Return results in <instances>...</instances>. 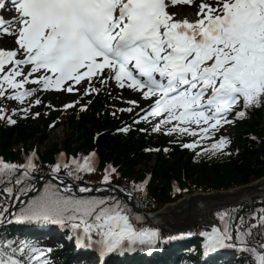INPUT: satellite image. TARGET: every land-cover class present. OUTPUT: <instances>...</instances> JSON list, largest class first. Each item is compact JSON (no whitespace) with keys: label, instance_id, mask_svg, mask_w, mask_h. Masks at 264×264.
<instances>
[{"label":"snow or ice","instance_id":"1","mask_svg":"<svg viewBox=\"0 0 264 264\" xmlns=\"http://www.w3.org/2000/svg\"><path fill=\"white\" fill-rule=\"evenodd\" d=\"M178 3L194 0H0V10L16 13L9 21L0 17V37H12L16 46L0 45V99L18 105L10 113L0 107V122L14 126L15 117L38 118L32 108L42 103L41 93L91 96L101 88L110 92L114 84L138 97L120 111L147 103L134 124L156 120L155 133L198 137L181 145L195 149L250 109L264 107V0H200L191 22L176 19ZM77 104L79 99L66 103L64 110ZM229 143L222 136L203 151L219 153ZM96 155L65 161L61 154L50 177L57 185L43 192L25 184L36 179L34 152L23 165L0 159V264H55L52 247L12 231L22 226H56L77 249L94 250L101 261L113 254H151L160 246V231L143 226V218L130 215L115 196L76 194L122 191L112 185L116 168L105 169V188L74 191L62 179V172L76 180L94 173ZM242 211H217L219 225L199 232L205 257L232 250L243 264H264V207Z\"/></svg>","mask_w":264,"mask_h":264},{"label":"trees","instance_id":"2","mask_svg":"<svg viewBox=\"0 0 264 264\" xmlns=\"http://www.w3.org/2000/svg\"><path fill=\"white\" fill-rule=\"evenodd\" d=\"M60 95L62 94L53 96L51 108H47L43 102L33 107V113L41 114L36 119L15 117L18 122L14 126H6L4 122H0V156L5 162L23 165L31 142L37 140L44 144L48 140L50 132L48 125L54 123L53 128H56L59 125L58 116L64 113L61 104L63 99ZM9 103H12L10 109ZM116 103L117 101L110 95L100 91L99 94L88 97L84 104L87 110L81 111L82 106L65 115V122L72 130L69 138L61 144L66 152V161L71 155L94 148L99 156V164L94 173L84 175L80 180L70 178L63 172L61 177L75 186L102 185V175L108 168L107 164H111L117 169L112 177V184L132 195L133 206H129L122 197L114 193L109 195L118 198L130 215L141 216L145 227H150L146 213L161 209L166 203L174 202L185 192L227 190L249 184L264 176V107L250 109L248 116L240 121L239 129L226 136L230 140L227 151L203 154L198 148L188 149L181 146L190 143L185 135L169 141L162 132H153V126H147L145 123L134 124V119L119 124L122 119L130 117L131 112L116 109ZM122 105L125 108L130 107L128 104ZM16 106L18 105L15 102L0 99V107H5L9 113ZM45 110H48L46 114ZM125 126H130L127 133L118 131ZM61 145L53 142L44 149V152L37 154L36 171L33 174L36 179L25 180L26 185H34L38 178L52 175L51 170L56 164L55 154L60 150ZM14 146L18 148L14 149ZM145 149L156 150L153 153ZM145 172L151 175L147 182L144 181ZM172 181H175V189L172 187ZM133 183L137 186L144 185L143 191H137ZM48 184L56 185L51 181L43 180L39 192H43ZM39 192L34 195H38ZM259 201H264V197L253 199L251 208L246 205L233 208L242 207L243 211L239 214L246 215L264 207V204L258 203ZM215 213H211V216L219 223ZM19 230L20 227L12 229L22 238L35 239L40 241L42 246H48L49 238L25 235ZM199 230V228L192 230L194 238L178 241L177 244L172 245L176 254L175 264H192L191 257L199 254L195 240ZM59 245L56 244L51 255H54L58 262H62L71 254L73 247L66 243L63 247ZM162 253L163 249L160 248L158 253L152 256L150 263H167ZM121 264L141 263L138 257L133 256L131 259H125ZM239 264H243V261L241 260Z\"/></svg>","mask_w":264,"mask_h":264},{"label":"rangeland","instance_id":"3","mask_svg":"<svg viewBox=\"0 0 264 264\" xmlns=\"http://www.w3.org/2000/svg\"><path fill=\"white\" fill-rule=\"evenodd\" d=\"M196 4H198V3H193L192 5L175 6L172 9V11L176 12V19H185L186 17L184 15H186L188 17L190 15L191 16L195 15L194 9H195V5ZM193 19H195V18L193 17L191 20H193ZM0 45H2L4 49H12L15 46V44L13 43L12 38L9 37V36L0 37ZM77 87H79V86H77ZM110 91L112 92L110 95L113 96V97H116L118 100H122L123 98H125L126 100H134V99L138 98L131 91H124V92L119 91V89L116 88L114 84L111 85ZM53 96H55V94H53V93H48L46 95V97L48 99H50L51 101H53ZM60 96H62V99H63V101H61V102L62 103L65 102V104L69 103V102H72V99H74L75 101L79 99V102L84 100V98H82V95L80 93L62 94ZM141 104H142V102H141ZM58 121H59V125L56 128L50 129V132L48 134V136H49L48 140L44 144L39 143L37 140L31 142V144L29 145V148L32 151H35V152L41 154L42 152H44V149L47 148L51 143L58 142L61 145L63 141H65L67 138H69V135L72 132L70 126H67L63 116H60L58 118ZM38 124H40V122H38ZM240 126H241L240 121H237L234 124H226L218 132L227 133L228 134V133H231L232 131H234L236 129H239ZM215 133H217V132H215ZM17 148H18L17 146H14V149H17ZM60 150H62V145L60 147ZM211 192H214V191H211ZM211 192L195 191L193 193L197 194V193H211ZM221 192H224V191H221ZM187 195L188 194H184L182 198L187 197ZM127 199L129 200V198H127ZM176 200L174 202H172V203H175ZM168 205H170V204H168ZM156 214L157 213L153 214V216H155ZM155 218H157V217H153L151 222H153V219H155ZM207 220H210L209 212H208V215H207ZM200 224L205 225V223H201L198 220L193 221L192 224H185L187 226L186 230L192 228L194 225H200ZM205 227H207V226H205ZM184 230L182 229L181 231H184ZM173 231H170L169 229H167V228H165L164 226L161 225L160 233H161V237L162 238H165L168 235H170L171 233H175L176 232L175 230H173ZM55 239L56 240H54V242H60L61 241V239L58 236H56V235H55ZM50 245H54V243H51ZM231 252H233L232 253L233 256L231 257L230 261L227 262V264H239L242 259L239 258L238 253H236L235 251H231Z\"/></svg>","mask_w":264,"mask_h":264},{"label":"bare ground","instance_id":"4","mask_svg":"<svg viewBox=\"0 0 264 264\" xmlns=\"http://www.w3.org/2000/svg\"><path fill=\"white\" fill-rule=\"evenodd\" d=\"M11 10L7 8L4 10L5 13H9ZM185 16V15H184ZM189 19H192L193 16H189ZM264 183V182H263ZM262 185V182L258 181L254 183V186ZM259 190L264 191V185L259 187ZM207 194L197 193L191 194L190 197L181 198L176 203H172L170 205L164 206L159 213H157L155 219H153V224L164 226L170 231H179L187 228H180L185 224H189L195 220L204 223L207 221V213L214 207L216 204L214 201L207 200ZM244 198L239 199L242 201H247L251 196L243 194ZM190 205V213L187 215L185 207L186 205ZM187 215V216H186ZM183 221V222H182ZM210 223V222H209ZM91 264H100L96 261H93Z\"/></svg>","mask_w":264,"mask_h":264},{"label":"water","instance_id":"5","mask_svg":"<svg viewBox=\"0 0 264 264\" xmlns=\"http://www.w3.org/2000/svg\"><path fill=\"white\" fill-rule=\"evenodd\" d=\"M258 181L262 182V185H264V183H263L264 182V176L259 178V179H257V180H255V181H253V182H251V183H249V184L241 185L239 187H236V188H233V189H229V190H223L224 192H221V191L211 192L210 191L211 193H204V194H207V196L204 197V198H207V200H211V201H214L216 203L214 205V207L210 211L217 210V209H222V208H227V207H233V206H237V205H240V204L251 205V199L252 198H254V197H264V191L259 190V187L262 186V185L254 186V183H256ZM53 182L57 183L56 181H53ZM65 183H68V182L65 181ZM59 186L62 187V185H59ZM35 187L36 188L40 187V181L36 182ZM73 190L75 191L76 188L73 187ZM115 192L118 195L125 197V195L122 192H120L119 190H116ZM91 194L92 193H87L85 195H91ZM192 194H195V193H192ZM243 194L251 196L250 199H248L247 201L239 200V199L244 198V196H242ZM190 195L191 194H188L187 197L188 196L190 197ZM185 210H186L187 215H189V213H190V205L189 204L186 205ZM159 212H157V213H159ZM156 215L153 216V217H156ZM207 215H208V213H207ZM209 221L210 220H207L204 223H208ZM192 223L193 222H191L189 224H192ZM180 228H187V226L183 225Z\"/></svg>","mask_w":264,"mask_h":264}]
</instances>
